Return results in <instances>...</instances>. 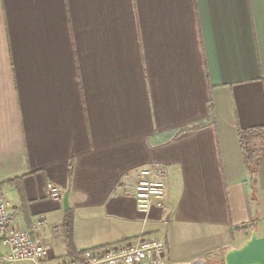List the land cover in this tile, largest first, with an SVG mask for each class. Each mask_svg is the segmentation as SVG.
<instances>
[{
  "label": "crops",
  "instance_id": "1",
  "mask_svg": "<svg viewBox=\"0 0 264 264\" xmlns=\"http://www.w3.org/2000/svg\"><path fill=\"white\" fill-rule=\"evenodd\" d=\"M257 128L264 0H0V191L13 228L46 218L43 264L143 235L212 264L264 237V143L252 178L239 138ZM155 163L164 206L143 215L135 172Z\"/></svg>",
  "mask_w": 264,
  "mask_h": 264
},
{
  "label": "built area",
  "instance_id": "2",
  "mask_svg": "<svg viewBox=\"0 0 264 264\" xmlns=\"http://www.w3.org/2000/svg\"><path fill=\"white\" fill-rule=\"evenodd\" d=\"M164 170L160 164H151L135 172L133 201L139 213L147 215L153 206L162 209L165 201ZM46 196L54 202L62 201V193L52 183L46 185ZM12 203L0 191V247L1 264H43L47 247L42 233L47 226L40 216L27 230L11 226ZM58 264H171L165 243L157 236H140L119 245L93 248L79 256L66 258Z\"/></svg>",
  "mask_w": 264,
  "mask_h": 264
},
{
  "label": "water",
  "instance_id": "3",
  "mask_svg": "<svg viewBox=\"0 0 264 264\" xmlns=\"http://www.w3.org/2000/svg\"><path fill=\"white\" fill-rule=\"evenodd\" d=\"M68 193L63 194L62 204L65 211L69 209L67 201ZM1 240V234H0ZM2 254L0 252V258ZM223 264H264V237L257 236L252 230L250 237L238 247L229 246L223 253ZM177 264H205L202 260H195L189 263Z\"/></svg>",
  "mask_w": 264,
  "mask_h": 264
},
{
  "label": "trees",
  "instance_id": "4",
  "mask_svg": "<svg viewBox=\"0 0 264 264\" xmlns=\"http://www.w3.org/2000/svg\"><path fill=\"white\" fill-rule=\"evenodd\" d=\"M239 138H240L241 148L244 154L245 165L249 171L250 176L253 178L258 166V159L255 156V150L253 148H250V143L253 141V139H260V141L264 143V129L257 128L245 132L243 131L239 132ZM72 228H73V216L69 211H67L65 214L63 230L65 233V238L67 240V244L69 246V250L71 249V242H72L71 241ZM243 229L244 227L241 228V230Z\"/></svg>",
  "mask_w": 264,
  "mask_h": 264
},
{
  "label": "rangeland",
  "instance_id": "5",
  "mask_svg": "<svg viewBox=\"0 0 264 264\" xmlns=\"http://www.w3.org/2000/svg\"><path fill=\"white\" fill-rule=\"evenodd\" d=\"M250 148H253L254 150H257L258 149L257 148V145L254 144V141L250 143ZM240 242H241V240L239 242H237V245H239ZM212 264H223V262L222 261H220V262H213Z\"/></svg>",
  "mask_w": 264,
  "mask_h": 264
}]
</instances>
